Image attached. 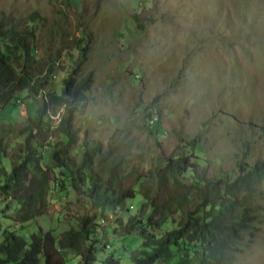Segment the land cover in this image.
I'll use <instances>...</instances> for the list:
<instances>
[{
  "label": "rangeland",
  "instance_id": "obj_1",
  "mask_svg": "<svg viewBox=\"0 0 264 264\" xmlns=\"http://www.w3.org/2000/svg\"><path fill=\"white\" fill-rule=\"evenodd\" d=\"M34 12L42 20L31 23L27 18ZM134 13L141 30L131 19ZM0 21L6 28L34 32L32 57L20 60L29 87L15 92L18 107L0 112L6 171L20 155L24 136L19 132L36 109L48 105L45 120L52 129L66 115L70 100L62 81L82 54L86 61L78 79L91 74L92 82L75 114L72 161H80L86 145L105 151L113 140H122L129 165L145 174L157 157L172 154L180 139L195 137L203 147L200 170L212 178H233L238 160L249 165L264 160V0H0ZM156 108L166 133L158 144L144 125ZM51 137L60 140L49 132L39 141L47 152ZM43 160L50 165L48 153ZM51 184L61 185L63 193L57 199L48 194L44 215L17 228V203L0 193V243L5 230L27 241L40 228L58 237L77 228L83 216L96 214L92 201L70 188L60 168L53 169ZM144 204L137 191L122 210H107L105 218L97 213L96 238L109 248H98L92 264H106L109 257L132 264L142 239L112 231L118 219L146 220L150 208ZM256 205L257 219L243 233L235 264H264V182ZM65 264H80V257L70 254Z\"/></svg>",
  "mask_w": 264,
  "mask_h": 264
},
{
  "label": "trees",
  "instance_id": "obj_2",
  "mask_svg": "<svg viewBox=\"0 0 264 264\" xmlns=\"http://www.w3.org/2000/svg\"><path fill=\"white\" fill-rule=\"evenodd\" d=\"M39 19L42 20L37 12L27 18L31 23ZM131 19L138 30L143 29L137 13ZM5 26L8 25L0 21V112L7 111L8 106L18 107L15 92L29 87L30 75L21 73L25 67L20 66V60L28 62L32 57L34 39L33 31L20 32ZM85 57L82 54L72 73L62 81V93L70 100V108L58 126L52 129L46 122L47 104L36 109L35 117H28L29 125L19 132L24 141L18 158L11 159L10 171L1 167L2 157L8 155L0 147V193L17 203L15 227H21L44 215L48 194L54 193L53 198L57 199L63 193L61 185L51 184L53 169L60 168L68 177L70 188L92 201L96 214L83 216L77 228L58 237L40 228L27 241L5 230L0 264H65L70 254L79 256L80 264H92L98 248H109L96 238L101 226L96 221L97 213L105 218L107 210H122L137 191L150 208V215L146 220L133 216L126 223L118 219L112 231L120 236L138 233L142 239V249L132 256V264H235L243 233L257 219L256 200L264 182V160L252 165L238 160L233 178H212L200 170L203 147L200 138L195 137L189 141L180 139L174 152L168 157H157L145 174L129 165L127 145L122 140H113L105 151L100 145H86L80 161H72L68 151L78 138L75 114L86 100L85 93L92 82L91 74L78 79ZM154 117L157 121L150 125ZM144 121L148 134L158 144L166 134L160 129V110L153 109ZM49 132L59 134L60 140L55 142L51 137L47 152L39 141ZM47 153L50 165L45 166ZM105 263L119 264L113 257Z\"/></svg>",
  "mask_w": 264,
  "mask_h": 264
},
{
  "label": "built area",
  "instance_id": "obj_3",
  "mask_svg": "<svg viewBox=\"0 0 264 264\" xmlns=\"http://www.w3.org/2000/svg\"><path fill=\"white\" fill-rule=\"evenodd\" d=\"M156 121H157V118L154 117V118L152 119L151 125H154V123H155Z\"/></svg>",
  "mask_w": 264,
  "mask_h": 264
},
{
  "label": "bare ground",
  "instance_id": "obj_4",
  "mask_svg": "<svg viewBox=\"0 0 264 264\" xmlns=\"http://www.w3.org/2000/svg\"><path fill=\"white\" fill-rule=\"evenodd\" d=\"M150 123H151V121H150ZM151 125V124H150Z\"/></svg>",
  "mask_w": 264,
  "mask_h": 264
}]
</instances>
